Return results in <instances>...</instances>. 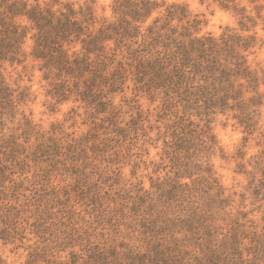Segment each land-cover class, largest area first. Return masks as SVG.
Returning <instances> with one entry per match:
<instances>
[{
	"label": "trees",
	"instance_id": "1",
	"mask_svg": "<svg viewBox=\"0 0 264 264\" xmlns=\"http://www.w3.org/2000/svg\"><path fill=\"white\" fill-rule=\"evenodd\" d=\"M200 1L229 13L235 26H226L218 35L200 34L204 20L199 15L163 0H112L110 17L96 15L95 0H0L4 231L5 221L18 212L12 202L23 198L22 205L37 206L39 218L58 201L63 188L66 198L70 192L89 202L97 225L104 218L110 226L124 225L136 235L130 244L125 236L94 241L84 231L85 236H76L80 244H71L69 234L65 245L64 236L55 235L61 245L33 248L25 264H264V128L259 132L264 120V64L248 62L263 43L256 28L264 29V0ZM26 58L36 63L47 82V95L56 104H82L90 121L84 134L62 140L38 130L24 115L13 126L26 95L5 81L3 70L22 65ZM128 83L135 97L159 100L160 110L172 118L161 136L172 176L156 180L150 190L138 187L129 196L111 197L101 193L97 183L88 182L86 171L92 166L98 171L97 164L103 162L114 165L121 148L136 140L138 131L144 132L145 118L139 110L125 126L118 121L114 96L124 93ZM217 114L235 121L244 142L255 132L262 139L256 143L261 147L257 154L246 164L237 163L236 173L247 179L244 192L238 194L226 191L210 162L218 149L210 127ZM236 157L241 160L244 153L238 149ZM106 166L99 178L112 171ZM61 172L73 179L71 191L68 185H52ZM27 187L32 194L25 195ZM118 195L131 199V204L120 202ZM47 228L42 225L38 233ZM66 250L62 258L59 251Z\"/></svg>",
	"mask_w": 264,
	"mask_h": 264
},
{
	"label": "rangeland",
	"instance_id": "2",
	"mask_svg": "<svg viewBox=\"0 0 264 264\" xmlns=\"http://www.w3.org/2000/svg\"><path fill=\"white\" fill-rule=\"evenodd\" d=\"M28 1L31 2L32 0ZM59 1L81 4L84 0ZM111 1L95 0L94 9L98 17H110ZM163 1L167 4H183L190 14L199 15L204 20V24L200 26V34L211 33L218 35L226 26H235L234 19L229 13L208 2H201L200 0ZM256 30L263 43L254 49L253 54L249 55L248 62L251 66H255L257 63L264 64V29L259 25ZM29 44L30 41L27 40L24 46L26 53L29 51ZM3 73L5 81L12 88L18 87V91L24 89L26 95L24 102L19 106L20 114L16 115L13 126L16 127L17 122H22L21 118L24 115L38 130L49 134L52 133L55 137L62 140H65L67 135L75 138L87 131L90 121L81 107L82 104L72 101L56 104L47 95V82L42 79V74L35 62L26 58L22 65L6 66ZM134 94L132 84L128 83V88L125 89L124 93L114 96L113 104L119 111L118 121H122L121 125L124 126L128 122L130 115L134 116L136 110H139L143 118H145L143 123L144 132L142 130L138 131L137 139L132 140L131 143L129 141L126 148H121L117 156L119 161L116 159L117 162L115 161L114 165L106 166L105 162L97 164L100 169L106 166L113 171V173L108 171V180L106 178L107 175L102 177L104 172L99 178L100 169L97 171L93 166L86 171L88 182L97 183L103 188L101 193L105 191L111 197H116V193L122 197L129 196L138 187L150 190L151 184L156 182V180L172 176L169 172L171 165L162 151L163 140L161 137L165 127L171 122L172 118L169 115H164L160 110L161 104L159 100L151 101L145 95L139 94L135 97ZM132 107L134 108L131 109ZM262 116H264V111ZM259 125L261 126L260 132L264 128V120ZM8 126L12 125L8 124ZM210 127L218 147L210 158L215 176L228 193L236 192L238 194L244 192L247 179L244 175L236 173L237 163L241 161L246 164L251 155L259 152L261 147L256 145L258 141H262L259 133L255 132L248 136L246 142H244L242 129L235 124V121L230 116L221 114H217L211 119ZM19 131L20 129H18V133ZM31 142H33L32 138ZM238 149L244 153V157L241 160L236 157ZM104 177L106 181H104ZM52 180V185L56 189L68 185L70 191L72 190L71 187H73L74 181L72 178L64 176V172L55 175ZM109 185H111V189H109ZM27 188L25 195L32 194L33 189ZM59 191L58 201L47 208L44 213H41L39 216L40 220L35 215L37 206L22 205L23 198L20 201L12 202L11 206H14L18 212L5 221L8 226L7 231H4L6 225L0 220V259L4 264H25L28 259V253L33 248L45 244H50L51 247L61 245L60 240L54 237L55 235L59 238L64 236V245L69 242L71 235H73V239H70L71 244H80L79 238L76 236L77 234H81L82 237L85 236L83 234L84 231L94 241L109 240L110 238L119 240L121 236H125V241L128 243L134 242L131 238L136 235L131 229L126 228L124 225L110 226V223H107L104 218H101L100 223L97 225L96 214L89 202L77 199L70 192V197L66 198L63 191L66 192L67 190L65 191L63 188ZM27 197L30 198V196ZM235 198L238 199L237 196ZM118 200L128 205L131 204V199L121 200L119 195ZM30 201L31 203L34 202L32 199ZM58 203H62V205ZM245 204L247 205L246 209L252 207L249 205V200H246ZM254 216V218H258L259 213L254 212ZM117 220L119 223L123 221L128 223V220H121V218ZM114 223L115 220L113 221ZM42 225L48 228L45 233H38L40 229L37 228H42ZM74 248L77 250L79 247L75 245ZM66 253L67 250L64 252L59 251L62 258H65Z\"/></svg>",
	"mask_w": 264,
	"mask_h": 264
}]
</instances>
